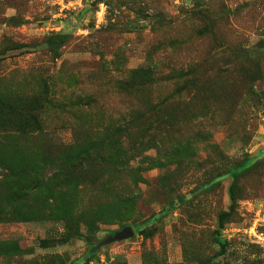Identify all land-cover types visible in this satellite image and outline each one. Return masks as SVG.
Returning a JSON list of instances; mask_svg holds the SVG:
<instances>
[{
    "label": "rangeland",
    "instance_id": "obj_1",
    "mask_svg": "<svg viewBox=\"0 0 264 264\" xmlns=\"http://www.w3.org/2000/svg\"><path fill=\"white\" fill-rule=\"evenodd\" d=\"M0 264H264V0H0Z\"/></svg>",
    "mask_w": 264,
    "mask_h": 264
},
{
    "label": "water",
    "instance_id": "obj_2",
    "mask_svg": "<svg viewBox=\"0 0 264 264\" xmlns=\"http://www.w3.org/2000/svg\"><path fill=\"white\" fill-rule=\"evenodd\" d=\"M133 229L131 227H124L113 234H110L105 240L96 245V249L104 246L110 245L115 242L123 241L133 235Z\"/></svg>",
    "mask_w": 264,
    "mask_h": 264
},
{
    "label": "trees",
    "instance_id": "obj_3",
    "mask_svg": "<svg viewBox=\"0 0 264 264\" xmlns=\"http://www.w3.org/2000/svg\"><path fill=\"white\" fill-rule=\"evenodd\" d=\"M164 214H166L165 211H164L163 213L159 214V215H155V216L151 217L149 220L145 221L141 226H137L135 229H136L138 232H142V231L145 229V227H146V225H147L148 222L152 223V222L158 220V219H159L161 216H163ZM121 229H122V228H121ZM113 233H114V232H113ZM113 233H112V234H113Z\"/></svg>",
    "mask_w": 264,
    "mask_h": 264
}]
</instances>
